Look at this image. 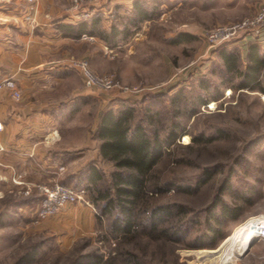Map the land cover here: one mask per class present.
I'll return each mask as SVG.
<instances>
[{
  "label": "rangeland",
  "instance_id": "374dc122",
  "mask_svg": "<svg viewBox=\"0 0 264 264\" xmlns=\"http://www.w3.org/2000/svg\"><path fill=\"white\" fill-rule=\"evenodd\" d=\"M143 1L147 3L151 18L137 26L129 23L130 19L135 18L136 12L129 11L125 0H99L95 6L86 3L84 7L92 14L87 16L77 13L81 20L99 17L102 28L108 34L113 26L126 29L124 35L115 37L109 44L95 35L102 43V52L107 58L96 61L98 68L93 66L88 57L77 58L88 59L91 68L99 74L113 75L122 85L141 89L138 92H123L119 88L109 92L97 91L101 99V114L109 107L117 108L132 103L138 119L145 122L152 134L158 131L161 137H165L172 124L179 123L182 126L180 136L165 147L166 154L157 165L156 174L162 185L166 181H172L176 186L189 185L199 177L204 167L221 164V171L197 192L177 190L175 186L154 194L152 201L182 203L191 210H200L213 198L231 166L237 174L233 181L239 189L247 183H256L260 173L263 178V196L254 205L248 206L241 217L227 223L225 229L228 235L216 247L199 248L190 247L188 243H193V237L203 230L200 223L192 226L191 235L185 239L182 235L181 239L155 238L141 228L134 236L112 234L109 228L111 217L106 216L103 222L96 219L101 208L91 201L92 193L83 194L75 202L78 205L90 204L94 209L93 230L89 233L73 236L68 227H56L54 222L59 213L37 220L43 197L40 186L51 185L56 181L67 184L77 182V172L66 171L64 165L59 166L63 172L57 180H48L44 175L36 177V190L30 192L31 201L23 206L22 214L16 211L17 202L14 200L27 196V188L20 193L13 185L22 182H15V177L12 180L3 178L0 179V197L7 189L14 190L6 194L4 203L0 201V213L4 212L0 216V264H74L80 263L81 255L86 253L103 255L107 260L105 264H126L123 263L125 251L135 253L141 264H240L249 253L255 236L252 238L250 235L246 221L264 210V93L233 90L231 87L219 89V47L209 49L205 34L217 25L237 22L254 13L230 22L213 23L203 29V34L197 38L182 40L184 33H175L189 27H176L172 16L164 17L158 0ZM190 11L188 5L184 4L177 20L190 23L191 13L197 19L202 18L196 10ZM179 89H182L180 96L176 93ZM217 92L220 97L212 98ZM219 129L224 130L225 136L218 137L221 134ZM211 135L217 138L207 143L194 141L196 137ZM238 158L240 160L236 164ZM102 167L104 179L99 187L104 188L109 183L113 165L105 162ZM248 212L251 215H247ZM192 215L190 212L189 216ZM203 220L201 214L198 221ZM73 230L76 229L73 227ZM259 250L264 251V246ZM26 255L28 258L23 261Z\"/></svg>",
  "mask_w": 264,
  "mask_h": 264
},
{
  "label": "crops",
  "instance_id": "0c3cea01",
  "mask_svg": "<svg viewBox=\"0 0 264 264\" xmlns=\"http://www.w3.org/2000/svg\"><path fill=\"white\" fill-rule=\"evenodd\" d=\"M135 1L125 0L130 12H136ZM139 1L142 7L148 8L145 1ZM263 2L158 0L157 4L163 9L164 17L172 16L176 27H189L175 33H184V40L197 38L213 23L230 22L255 13ZM184 4L202 18L197 19L191 13L190 23L177 20ZM150 18L138 22L130 19L129 23L137 26ZM79 21L82 20L71 9L69 0H0V123L3 126L0 129V179L22 176V184H12L20 193L27 188V196L14 200L15 209L21 214L29 203L30 192L36 190V177L44 175L48 180H57L63 172L59 170L60 165L73 173L94 161L98 165L104 163L101 141L96 136L101 99L97 91L85 86L70 60L77 56L88 57L97 67L98 59L107 58L95 35L89 37L84 33L76 37L67 34L61 26ZM252 43L258 44L264 52V31L259 38L247 36L230 42L229 48H237L246 63ZM8 77H13L21 88L20 99L14 98L11 89L2 83ZM13 190L7 189L0 201L4 203L6 194ZM93 210L90 204L71 203L57 215L54 223L58 228L68 227L73 236L89 233L93 230ZM258 214H264V210ZM262 245L264 240L255 238L240 264H264V251L259 250Z\"/></svg>",
  "mask_w": 264,
  "mask_h": 264
},
{
  "label": "trees",
  "instance_id": "16d2710c",
  "mask_svg": "<svg viewBox=\"0 0 264 264\" xmlns=\"http://www.w3.org/2000/svg\"><path fill=\"white\" fill-rule=\"evenodd\" d=\"M135 5L136 18H132L135 22L150 18L151 15L142 7L141 1H135ZM61 26L69 35L76 37L84 33L98 35L108 44L115 37L126 33L125 28L113 26L108 34L102 28L99 17ZM217 53L220 60L218 66L220 82L219 87L217 86L219 89L231 87L233 90H257L264 93V52L258 44L250 45L246 63L237 48H229V43L221 45ZM202 84L205 85V82ZM208 86L209 83L206 87ZM181 90L176 91L178 96ZM219 94L217 92L212 98L218 99ZM181 129L182 126L175 123L170 126L165 137H161L158 131L152 134L145 122L138 119L135 105L132 103H125L117 108L109 107L102 112L96 136L101 141L102 160L113 165L109 183L104 188L99 187V183L104 179L103 162L98 165L94 161L77 171V182L71 185L84 189V195L92 193L91 201L101 208V212L96 214V219L103 222L106 216L111 217L109 228L112 234L134 236L141 228L151 237L181 239L182 235L185 239L191 235L192 226L200 223L203 230L193 237V243L189 242L188 246L216 247L221 239L228 235L225 229L227 223L241 217L248 206L254 205L263 196L261 189L263 178L260 173L256 177V183H247L245 187L239 189L233 181L237 174L231 166L218 185L213 198L200 210H191L182 203L152 201L154 194L163 193L176 186L172 181H166L162 185L156 168L166 154L165 147L180 136ZM219 131L221 134L218 137L225 136L223 129ZM216 138L215 135L200 136L194 138V141L207 143ZM239 160L238 158L235 163H239ZM220 171L221 164L206 166L194 182L185 186L179 184L176 189L197 192L209 184ZM190 212L193 213L192 216H189ZM201 214L204 220L198 221ZM124 255L123 263L141 264L135 253L125 251ZM27 256L23 261L28 258ZM105 263L107 260L103 255L86 253L81 255L80 263L74 264Z\"/></svg>",
  "mask_w": 264,
  "mask_h": 264
},
{
  "label": "built area",
  "instance_id": "2783aa9c",
  "mask_svg": "<svg viewBox=\"0 0 264 264\" xmlns=\"http://www.w3.org/2000/svg\"><path fill=\"white\" fill-rule=\"evenodd\" d=\"M28 1L33 2L34 0ZM98 1L99 0H71V9L78 14L82 13V15L90 16L92 13L86 10L84 4L93 3L91 5L95 6ZM92 8L95 9L96 7ZM263 31L264 2L253 15L246 16L237 22L217 25L208 30L205 36L208 41L209 49L215 50L224 43L246 38L247 36L259 38ZM70 65L80 73L85 86L90 89L100 92H109L116 88H119L123 92H138L141 90L139 87L122 85L113 75L99 74L95 72L86 58L73 57L70 60ZM2 83L11 89L14 98L20 99L22 97L21 88L13 77L4 79ZM2 127L3 126L0 123V129H2ZM1 149L2 146L0 144V150ZM60 168L64 169V166H61ZM14 181L17 183L23 182L22 176H16ZM40 191L43 194V197L38 210L37 220H44L60 213L69 204L77 202L85 193L84 189H78L71 184L59 181H56L51 185L40 186ZM248 226L254 230L257 238L264 240V214H258L251 217L248 221Z\"/></svg>",
  "mask_w": 264,
  "mask_h": 264
},
{
  "label": "bare ground",
  "instance_id": "6f19581e",
  "mask_svg": "<svg viewBox=\"0 0 264 264\" xmlns=\"http://www.w3.org/2000/svg\"><path fill=\"white\" fill-rule=\"evenodd\" d=\"M248 221H249V219L246 221L247 225H248ZM249 232H250V235L252 236V238H254V236L256 238V234H255L254 230L252 228H250V227H249Z\"/></svg>",
  "mask_w": 264,
  "mask_h": 264
},
{
  "label": "water",
  "instance_id": "95a60500",
  "mask_svg": "<svg viewBox=\"0 0 264 264\" xmlns=\"http://www.w3.org/2000/svg\"><path fill=\"white\" fill-rule=\"evenodd\" d=\"M250 246H251V244H250Z\"/></svg>",
  "mask_w": 264,
  "mask_h": 264
}]
</instances>
